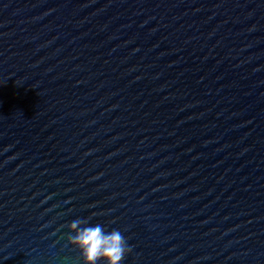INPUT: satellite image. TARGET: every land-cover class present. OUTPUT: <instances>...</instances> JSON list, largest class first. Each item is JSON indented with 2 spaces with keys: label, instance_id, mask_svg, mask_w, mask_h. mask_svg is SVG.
Wrapping results in <instances>:
<instances>
[{
  "label": "water",
  "instance_id": "1",
  "mask_svg": "<svg viewBox=\"0 0 264 264\" xmlns=\"http://www.w3.org/2000/svg\"><path fill=\"white\" fill-rule=\"evenodd\" d=\"M76 219L264 264V0H0V264H84Z\"/></svg>",
  "mask_w": 264,
  "mask_h": 264
},
{
  "label": "clouds",
  "instance_id": "2",
  "mask_svg": "<svg viewBox=\"0 0 264 264\" xmlns=\"http://www.w3.org/2000/svg\"><path fill=\"white\" fill-rule=\"evenodd\" d=\"M68 227V242L79 249L84 264H98L100 261L121 264L130 251L125 237L118 230L107 232L102 225H88L82 219L72 221Z\"/></svg>",
  "mask_w": 264,
  "mask_h": 264
}]
</instances>
